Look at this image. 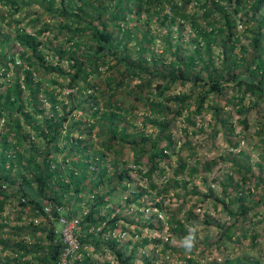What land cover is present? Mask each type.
<instances>
[{"label":"trees","instance_id":"obj_1","mask_svg":"<svg viewBox=\"0 0 264 264\" xmlns=\"http://www.w3.org/2000/svg\"><path fill=\"white\" fill-rule=\"evenodd\" d=\"M54 1L0 0L2 6L9 10L8 16L0 15V21L13 27L6 33L0 30V116L4 114L0 125V181L6 184L2 186L0 183V264H61L58 260L61 243L52 241L55 220L46 217L42 211L44 200L66 205L67 215L79 213L76 230L81 256L71 264H94L85 249L88 244L100 253L105 252L100 249L104 247L114 258L128 264L136 245H132L130 252L126 253L128 247L123 249L119 237L113 236L112 231L123 229L124 220H131L114 209L106 207L102 212L101 208L116 190H125L131 172L144 177L146 184L155 188L157 193L165 190L168 184L180 186V182L183 184L185 181L180 175H192L200 167L197 166L198 161L187 164V156H193L194 151L189 130L184 127L179 148L186 151L185 155L177 153L170 165V153L175 152L172 126L177 118L185 120L188 127L193 122L192 116L201 113L205 107H212L219 124L214 125L213 131L219 129L231 146L236 145L230 137L231 123L219 116L222 112L219 103L229 104L241 114L247 106L242 103L244 97H251L250 106L256 110L264 101V18H256L264 0H57V9L53 6ZM191 1L200 6L199 14H185L184 9ZM164 2L169 4L170 18L168 14L161 15L160 24L179 16L194 36L192 49L181 54L177 46L171 48L169 38L165 37L164 50L170 58L165 65L160 56L141 55L142 51L148 50V44L144 46L141 41H150L143 35L141 38L134 37L135 48H130L136 51V55L132 57L123 42L131 39L135 28L126 27V16L134 6L137 7L136 13L150 9L159 14ZM30 4L41 5L44 9L43 14L33 15L31 28L34 32L14 26L19 20L12 18L22 6ZM47 14L48 17H58L55 31L67 34L63 44L53 43V40L43 44L38 37L47 30L44 22L40 21ZM237 22L244 23L249 32L247 44L239 43L235 36ZM52 38L56 39L57 34ZM45 45H48L46 50ZM214 45L221 47L218 67L214 65L212 56ZM236 46L237 54L232 51ZM63 58L68 69L59 64ZM110 59L112 63H109ZM149 59L151 66L146 68L144 66ZM102 65L108 66L106 75L102 74ZM51 71L65 76L67 86L72 88L66 99H59L55 88L42 85L43 78L50 79L46 74ZM7 73L11 75L7 76ZM176 80L188 82L187 92L168 91ZM49 82L54 83L55 80L51 78ZM24 90L31 98L23 97ZM39 90L44 91V98L49 102L46 113L36 98ZM139 105L145 110L140 114ZM184 110L188 112L183 113ZM35 113H40L41 119L31 129L33 132L38 130L34 135L42 140L40 145L30 138V133L22 131V124L26 122L30 125L35 120ZM81 116L84 117L82 121ZM136 117H139L140 127L149 124L154 130L136 129L133 123ZM238 121L241 127H247L245 115H241ZM257 121V133L264 136L262 116ZM72 133H77V136H72ZM69 138V142L59 143ZM125 149L130 150L133 169L121 162ZM238 153L243 151L230 153V163L236 166L238 178L233 177L231 172L227 173L219 183V195H214L210 186L203 194L215 203L220 202L232 218L223 226L221 237H233L234 228L243 222L247 224L242 225L240 235L249 237L255 244L259 235L255 221L245 219L254 208V216L261 214L258 220L264 222V179L261 175L249 174L247 162L237 157ZM108 155L111 157L107 158ZM243 157L246 155L243 154ZM201 165L203 168L211 167L209 161ZM60 167L64 169V177L59 173ZM167 167L170 175L161 186L156 175H164ZM11 171L18 180L16 188L10 184ZM247 174L256 185L261 186L262 192L250 188L242 190ZM101 185L109 187L105 192H99L97 188ZM143 193V190L133 192L132 196L125 197V204L135 202L142 205L136 200ZM183 194L190 195L186 190L182 191ZM22 195L25 201H21ZM11 197L21 211H26L27 203L31 215L45 217L46 222L9 224L2 221L1 211ZM233 200L236 201L235 207L230 208L229 203ZM79 202L81 207L78 210L76 205ZM83 206L85 210L81 211ZM187 214L188 217L194 215L192 210H188ZM52 215H57L55 209ZM172 215L171 212V230L185 236L187 229L184 222ZM141 241V245L145 244L147 238ZM6 250L8 253L1 254ZM192 260L189 255L188 261ZM223 264L264 262L240 255L226 258Z\"/></svg>","mask_w":264,"mask_h":264},{"label":"rangeland","instance_id":"obj_2","mask_svg":"<svg viewBox=\"0 0 264 264\" xmlns=\"http://www.w3.org/2000/svg\"><path fill=\"white\" fill-rule=\"evenodd\" d=\"M178 2L180 0H173ZM179 4V3H178ZM53 6L57 9L59 3L57 0L54 1ZM130 14L126 16V27L135 28V31H132L131 39L124 41L123 44L126 46V50H129V53L135 56L136 51L131 49L135 48L134 37L141 38V36L146 35L150 41H141L142 45L148 44V50L142 51L143 57H148L150 54H153V57L160 56L162 58V63L167 64L170 59L166 50H164L163 39L165 37L169 38L171 42L172 49H175L174 46H177L178 50L181 51V54L188 53L192 49L194 42L188 24L180 19L179 16H176L173 21L167 19L160 24V17L163 14L169 13V4L164 2V5L159 12V14L149 10H140L139 13H136L137 7H132ZM185 14L201 11L200 6L194 1H191L184 9ZM8 8L2 6L0 3V15L8 16ZM44 9L41 5L30 4L29 6H22L21 11L12 15V18L19 20L18 23H15L14 26H19L25 28L27 32H34L31 28L33 25L32 19L33 15L43 14ZM169 15V14H168ZM238 15V14H237ZM58 16V15H57ZM262 16L264 18V6L256 14V18ZM170 18V15L168 16ZM44 24L47 26L46 31L38 36L43 44L47 43L48 40H53L52 42L62 43L65 36L67 35L64 31L57 33L56 24L59 22L58 17H48V14L45 16V19H42ZM201 23V22H200ZM2 23L0 21V30L2 33H6L9 28L12 26ZM41 26V25H37ZM43 26V25H42ZM35 27V29L37 28ZM11 31V29H10ZM9 31V32H10ZM57 34V38L54 39L52 36ZM249 32L245 29V24L237 22L235 27V36L239 39V43L247 44V37ZM89 43V42H87ZM63 44V43H62ZM65 44V43H64ZM86 44V43H85ZM263 50H264V33H263ZM48 45L44 46L47 47ZM46 50V49H45ZM212 56L214 59V65L218 67L219 63V51L221 47L214 45L212 48ZM49 52V50H47ZM233 53L237 54L238 46L233 50ZM162 54V55H161ZM49 58V57H47ZM60 61L59 64L61 67L68 69L67 61L65 58ZM54 60H51L53 62ZM112 59L109 60V63H112ZM151 59H149L144 67L148 68L151 66ZM102 74L106 75L109 71L108 66L102 65ZM20 74V72H19ZM7 76L11 74H6ZM46 76L53 78L54 83H50L49 78H43L42 85L48 88H55L57 97L59 99H66V95L70 93L72 88L67 86V79L65 76L59 75L55 71H51ZM136 81L133 80L131 83ZM60 84V85H57ZM50 85V86H49ZM60 86V87H59ZM188 82H181L179 80L174 81L170 86L168 91H177L188 90ZM44 91L39 90L37 93V101L40 102L39 106L43 107V112L46 113V110L49 109V102L44 98ZM229 95V94H228ZM23 97H29L28 93L24 90ZM251 97H244L242 103L247 105L243 113H238L233 110V107L229 104H223L220 101L222 106V112H219V116L224 118L225 121L230 122L232 126L231 130V139L236 142L235 146H231L229 140L226 139L221 131L218 129L215 132L213 131L214 125H219L217 116L213 113L212 107H205L201 113L192 116V121L187 127L185 120L178 118L175 120L174 125L172 126L173 139L175 140V152L170 153L169 162L170 165L174 163L175 156L177 153L185 155V150L179 148V143L182 142L183 132L182 128H187L189 130V137L193 142V156H187V164H192L194 161L197 162L198 169L192 175H180L181 179L185 181L183 184L180 182V186H172L168 184L165 186V190L156 192L155 188L149 187L146 184L144 177L131 172L129 180L127 181L125 190H116L111 196L110 201H108L102 208L103 212L105 208L109 207L118 211L124 218H127L131 221L124 220V228H115L112 231V235H117L119 237L120 245L123 249L126 247V253L130 252L132 245H136L133 252V257L128 264H223L226 258H232L235 256L246 255L251 259L259 258L260 262H264V222L259 221L260 215L254 216V208L252 211L248 212V216L245 220L252 219L255 221V229L259 232V235L256 238V243L253 244L250 241L249 237L241 236L240 229L242 225L245 226L247 223L243 224L240 222L233 233V237L220 236L223 226L232 221V218L227 214L226 210L220 202H214V200L203 194L206 193V188L210 186L214 189V195H219L220 188L219 183L224 180L225 174L233 173V177H237L236 166H233L231 162V155L236 154L238 150H242L243 153L239 154L237 157H241L247 162L248 173L261 175L264 179V136L257 133L258 118L262 116V121L264 122V101H261L257 107V110L251 108ZM26 107L29 108V105L26 104ZM145 111L143 106H138V113ZM188 112L184 110L183 113ZM138 114V115H139ZM4 114L1 116L3 117ZM193 115V114H192ZM241 115L246 116L247 127L243 128L238 121V118ZM0 116V125H2V117ZM34 121L28 125L26 122L22 124V131H27L30 133V138L33 141H37L40 145L42 140L36 138V132H33L31 127H35L36 123L40 121V113L34 114ZM83 116L80 117L82 121ZM136 129H143L146 132L153 131L154 128L147 124L145 127H140L139 117L133 119ZM151 126V127H150ZM95 128H92L94 130ZM1 131V128H0ZM34 133H36L34 135ZM72 136H77V133H72ZM60 141L59 143H61ZM243 154L246 157H243ZM220 155H223L220 158ZM24 157V153H22ZM111 156L108 155L107 158ZM39 160L40 157L38 156ZM58 159L60 155L58 154ZM122 163H125L131 169L134 168V163L131 160V154L129 149L123 150L121 155ZM214 160V162H212ZM209 161L211 163L210 168H203L201 164L203 162ZM120 163V162H119ZM162 163H164L162 161ZM161 164V163H160ZM259 169V170H258ZM13 175H10L9 179L12 181L10 184L12 188H16L18 180H15V174L11 171ZM170 172L167 171L164 175H156L157 183L161 186L163 185L164 179L169 177ZM246 182L242 186L243 191H247L249 188L251 190H256V192H262L260 185H256L255 181L246 175ZM166 181V180H165ZM1 185L5 184L0 181ZM13 183V184H12ZM6 185V184H5ZM8 185V184H7ZM192 185L195 186V192L192 191ZM109 185H101L97 189L99 192H105ZM164 187V186H163ZM182 188V190H181ZM33 189V188H32ZM143 190L144 193L136 201L142 203V205H136L135 202L126 205L125 197L132 196L133 192ZM186 190L188 194H183L182 191ZM20 190L17 191L19 193ZM33 192V191H32ZM35 193V191L33 192ZM231 193H233L231 191ZM27 197L26 195H24ZM43 203V201H42ZM155 203H159L160 206ZM236 201L233 200L229 203L230 208H234ZM251 205V204H250ZM82 209H85L83 206ZM188 210H192L194 215L188 217ZM171 212L176 219H180L184 222L186 229L189 226H195L198 229L196 237V245L190 253H186L181 247V240L184 237L179 235V233L174 232L170 228V217ZM172 215V216H173ZM37 216V221L45 223L46 220L44 217L39 215ZM31 210L29 208L26 211H21L16 203L14 198H9L4 204V207L1 211V220L7 221L9 224L17 223H27L32 219ZM175 220V219H174ZM38 222V223H39ZM240 225V226H239ZM169 226V227H168ZM240 227V228H239ZM249 232V230H248ZM109 236V235H108ZM167 236V238H165ZM146 237L147 241L145 244L141 245V240ZM85 249L89 251L90 257L94 264H124L120 262L117 258H114L113 254L107 251L106 248L103 249L105 252H99L100 250H95L92 245L88 244L85 246ZM8 253V250L5 252L1 251V254ZM194 259L191 262L188 261V257Z\"/></svg>","mask_w":264,"mask_h":264},{"label":"built area","instance_id":"obj_3","mask_svg":"<svg viewBox=\"0 0 264 264\" xmlns=\"http://www.w3.org/2000/svg\"><path fill=\"white\" fill-rule=\"evenodd\" d=\"M64 130H62L63 132ZM71 138H69L67 141L64 139L62 140L61 144L64 142H69ZM60 142V141H59ZM69 144V143H67ZM130 177H128L129 179ZM5 184H2L4 186ZM21 201L24 200L23 195L20 197ZM53 203L51 200H44L43 203H41V209L46 215V217L54 218L55 224L53 226L52 230V241L53 242H60V252L58 254V260L61 264L69 263L71 264L72 261L76 258H80L81 252H79V241L77 239V230L76 226L78 223V217L79 213L75 214H66V205H58ZM26 208L29 207V204L26 203ZM55 209L57 211V215L53 217L52 211ZM36 210V209H34ZM85 209H81V211H84ZM45 218V217H44ZM30 221L33 224H37L39 221H37V216H33ZM108 236V235H105ZM167 238V236H165Z\"/></svg>","mask_w":264,"mask_h":264},{"label":"clouds","instance_id":"obj_4","mask_svg":"<svg viewBox=\"0 0 264 264\" xmlns=\"http://www.w3.org/2000/svg\"><path fill=\"white\" fill-rule=\"evenodd\" d=\"M198 229L195 226H189L187 228L186 235L181 240V247H183L186 253H190L196 245Z\"/></svg>","mask_w":264,"mask_h":264},{"label":"crops","instance_id":"obj_5","mask_svg":"<svg viewBox=\"0 0 264 264\" xmlns=\"http://www.w3.org/2000/svg\"><path fill=\"white\" fill-rule=\"evenodd\" d=\"M61 169H62V171H61ZM59 173H60V175L61 176H63L64 177V169L63 168H59ZM31 193H32V191H31ZM38 197V196H37ZM81 207V204H80V202L76 205V209H78L79 210V208Z\"/></svg>","mask_w":264,"mask_h":264}]
</instances>
